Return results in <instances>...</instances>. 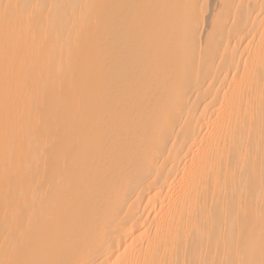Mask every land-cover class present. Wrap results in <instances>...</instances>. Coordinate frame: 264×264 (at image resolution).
<instances>
[{
	"label": "bare ground",
	"instance_id": "6f19581e",
	"mask_svg": "<svg viewBox=\"0 0 264 264\" xmlns=\"http://www.w3.org/2000/svg\"><path fill=\"white\" fill-rule=\"evenodd\" d=\"M0 264H264V0H0Z\"/></svg>",
	"mask_w": 264,
	"mask_h": 264
}]
</instances>
